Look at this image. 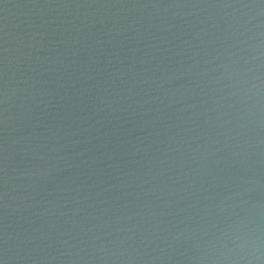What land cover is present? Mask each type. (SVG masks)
Segmentation results:
<instances>
[{"label":"water","instance_id":"95a60500","mask_svg":"<svg viewBox=\"0 0 264 264\" xmlns=\"http://www.w3.org/2000/svg\"><path fill=\"white\" fill-rule=\"evenodd\" d=\"M0 264H264V0H0Z\"/></svg>","mask_w":264,"mask_h":264}]
</instances>
